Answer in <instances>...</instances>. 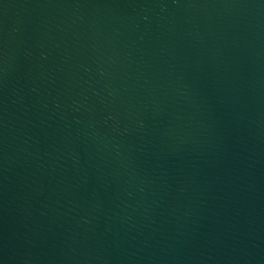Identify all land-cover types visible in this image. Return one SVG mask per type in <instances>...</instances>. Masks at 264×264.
<instances>
[{
    "label": "water",
    "instance_id": "1",
    "mask_svg": "<svg viewBox=\"0 0 264 264\" xmlns=\"http://www.w3.org/2000/svg\"><path fill=\"white\" fill-rule=\"evenodd\" d=\"M0 264H264V0H0Z\"/></svg>",
    "mask_w": 264,
    "mask_h": 264
}]
</instances>
